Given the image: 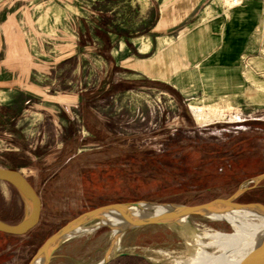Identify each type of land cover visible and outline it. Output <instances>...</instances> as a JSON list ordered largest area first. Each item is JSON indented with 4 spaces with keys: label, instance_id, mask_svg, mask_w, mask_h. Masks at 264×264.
I'll return each instance as SVG.
<instances>
[{
    "label": "rangeland",
    "instance_id": "374dc122",
    "mask_svg": "<svg viewBox=\"0 0 264 264\" xmlns=\"http://www.w3.org/2000/svg\"><path fill=\"white\" fill-rule=\"evenodd\" d=\"M143 14L141 0H0V167L20 172L41 204L25 234L0 233V264H29L60 227L109 204L196 206L241 187L234 204L264 206V177L252 181L264 174V19L241 59L255 94L211 98L121 78L113 49L151 27ZM27 212L0 181V220ZM98 222L63 237L46 264H193L220 252L211 232H232L193 214L125 228L116 240Z\"/></svg>",
    "mask_w": 264,
    "mask_h": 264
},
{
    "label": "crops",
    "instance_id": "0c3cea01",
    "mask_svg": "<svg viewBox=\"0 0 264 264\" xmlns=\"http://www.w3.org/2000/svg\"><path fill=\"white\" fill-rule=\"evenodd\" d=\"M141 1L142 19L151 12V27L138 26L137 36L121 39L113 49L121 54L114 64L120 66L123 80L180 95L255 94L243 76L241 59L264 19L263 0H243L228 8L222 0Z\"/></svg>",
    "mask_w": 264,
    "mask_h": 264
},
{
    "label": "bare ground",
    "instance_id": "6f19581e",
    "mask_svg": "<svg viewBox=\"0 0 264 264\" xmlns=\"http://www.w3.org/2000/svg\"><path fill=\"white\" fill-rule=\"evenodd\" d=\"M22 196L27 210L30 211L31 205L28 198L23 192ZM170 210L168 206L146 203H137L134 206L125 205L117 210L104 209L97 214L99 218L98 224L111 226L113 228L112 236L117 240V236L123 229L127 218L135 220L142 217L160 215ZM204 216L211 219L223 220L232 228V232L224 233L218 230L211 232L209 234L211 242L218 247L220 252L208 254L202 251L195 258L193 264H237L264 237V207L259 204L211 205ZM84 221L85 219L81 218L70 224L66 230V236L77 235L89 230V226L84 228V225H82ZM46 250L48 248L37 255L31 264H44L47 256Z\"/></svg>",
    "mask_w": 264,
    "mask_h": 264
},
{
    "label": "water",
    "instance_id": "95a60500",
    "mask_svg": "<svg viewBox=\"0 0 264 264\" xmlns=\"http://www.w3.org/2000/svg\"><path fill=\"white\" fill-rule=\"evenodd\" d=\"M262 177H264V174L256 176L255 178L252 179V181L256 182ZM0 181L5 182L11 185L13 188H15L22 198H23L22 196V192H23L28 198L30 205H31V210L28 211L25 217L16 224H8L0 220V232L8 234V235L25 234L32 227H34L38 222L39 213H40V205H41L40 199L37 193L35 192L34 188L32 187V185L29 183V181L17 170L0 167ZM242 190L243 188L239 187L234 191V193H232L229 197L225 199L211 201V202H208L202 205L178 206V205H167V204L165 205L164 204V206H168L169 209L171 210L166 211L160 215L147 216V217H142V218L135 219V220L127 218L123 229L144 226V225H151V224L162 225V224L177 223V221L180 220L181 218H184L185 216L193 215V214L204 216L208 207L211 205L227 206L230 204H234L232 200ZM137 203H142V202H134V203H131L130 205L134 206ZM146 204L161 205V204H151V203H146ZM125 205H129V204L114 203V204H109L106 206L98 207L93 210L87 211L81 214L80 216L76 217L75 219L69 221L64 226L60 227L57 231H55L53 234H51L42 243V245L37 249L36 253L34 254L29 264L33 262V260L37 257V255H39L42 251L48 248V250H46L47 256L44 262V264H46L47 261L49 260L50 253L52 252L54 246L60 240H62L63 237L66 236V230L69 228V225L72 224L73 222L81 218L85 220L91 219V218L97 217L98 212H100L101 210H104V209L117 210L120 207L125 206ZM235 205H240V204H235ZM245 205H248V204H245ZM107 259L103 258L99 264H103ZM237 264H264V237L243 258H241V260Z\"/></svg>",
    "mask_w": 264,
    "mask_h": 264
},
{
    "label": "trees",
    "instance_id": "16d2710c",
    "mask_svg": "<svg viewBox=\"0 0 264 264\" xmlns=\"http://www.w3.org/2000/svg\"><path fill=\"white\" fill-rule=\"evenodd\" d=\"M1 233V232H0ZM2 234H5V233H2ZM5 235H7V234H5Z\"/></svg>",
    "mask_w": 264,
    "mask_h": 264
}]
</instances>
